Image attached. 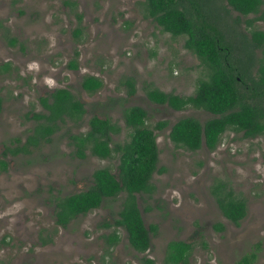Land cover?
I'll return each instance as SVG.
<instances>
[{"label":"rangeland","instance_id":"1","mask_svg":"<svg viewBox=\"0 0 264 264\" xmlns=\"http://www.w3.org/2000/svg\"><path fill=\"white\" fill-rule=\"evenodd\" d=\"M141 1L0 0V160L5 162L0 167V264H139L143 256L164 264L166 244L176 240L190 245L186 264H235L251 251V264H264V133L245 137L225 130L212 150H188L169 139L177 119L189 116L203 123L213 115L201 108L177 110L155 103L148 91L192 95L209 69L183 47L184 35L164 32L142 16ZM225 6V18L237 32H264V20L247 27L253 14L239 15ZM260 56L254 49L255 62ZM71 59L75 68L67 66ZM84 75L98 78L101 86L91 93L83 90ZM56 87L68 89L84 114L77 121L58 122L48 140L27 153L9 152L31 132L36 123L31 115L45 112L39 99ZM132 105L145 111L144 124L157 146L153 190L135 195L144 226L154 225L149 248L142 253L128 245L123 228L112 225L124 192L105 198L64 227L53 215L54 199L85 190L94 169L117 172V153L100 158L86 149L79 158L68 135L85 132L88 118L96 115L119 128L109 145L122 143L129 129L121 112ZM157 122L164 125L156 127ZM228 192L245 203L237 225L216 203L219 193ZM104 222L110 226H102ZM111 231L118 240L107 245L101 234Z\"/></svg>","mask_w":264,"mask_h":264},{"label":"trees","instance_id":"2","mask_svg":"<svg viewBox=\"0 0 264 264\" xmlns=\"http://www.w3.org/2000/svg\"><path fill=\"white\" fill-rule=\"evenodd\" d=\"M219 1H224L239 15L253 14L245 21L247 27L253 21L264 20V0H142L140 3L142 16L150 17L164 32L184 35L183 47L199 57L209 69L206 78L197 81L192 95L178 96L155 88L147 93L155 103H166L177 110L186 106L201 108L213 115L203 123L193 117H181L170 126L169 139L192 151L201 146L212 150L225 130L241 131L245 137L264 133V32L253 28L247 35L237 32L227 22L226 6ZM227 27H232L233 32ZM78 32L79 29L75 28V35ZM254 49L261 54L256 62L252 57ZM67 66L75 68L76 64L71 59ZM80 86L91 93L101 86V81L84 75ZM129 87L131 93L132 85ZM39 100L45 112L31 115L36 120L31 132L23 143L8 149L9 152L27 153L30 146H37L41 140L47 141L58 122L77 121L84 114L82 103L63 87L53 88ZM121 115L129 129L127 139L122 143L109 145L111 134L118 132L119 128L110 119L96 115L88 118L85 132L68 135L73 154L79 158L84 157L86 149L100 158L111 156V152L117 153V172L114 175L106 167L94 169L91 184L85 190L54 199L53 215L55 223L64 227L77 215L98 207L105 198L124 192L125 197L112 225L123 228L128 245L142 253L149 248L148 232L154 229V225L144 226L135 195L150 194L153 190L150 178L156 169L157 146L152 130L144 124L145 111L141 107H125ZM163 125L164 122H157L155 126ZM0 167H5L2 160ZM215 199L223 216L237 225L245 214L244 201L229 192L219 193ZM102 226L110 224L104 222ZM214 227L222 228L220 223ZM101 238L107 245L118 240L115 231L101 234ZM189 248V243L180 240L167 242L163 263L186 264ZM254 258L255 253L251 251L243 254L236 264H251ZM139 264L154 262L143 256Z\"/></svg>","mask_w":264,"mask_h":264},{"label":"clouds","instance_id":"3","mask_svg":"<svg viewBox=\"0 0 264 264\" xmlns=\"http://www.w3.org/2000/svg\"><path fill=\"white\" fill-rule=\"evenodd\" d=\"M48 83H49V85H52L53 82L52 81H48Z\"/></svg>","mask_w":264,"mask_h":264},{"label":"flooded vegetation","instance_id":"4","mask_svg":"<svg viewBox=\"0 0 264 264\" xmlns=\"http://www.w3.org/2000/svg\"><path fill=\"white\" fill-rule=\"evenodd\" d=\"M236 264V263H235Z\"/></svg>","mask_w":264,"mask_h":264}]
</instances>
